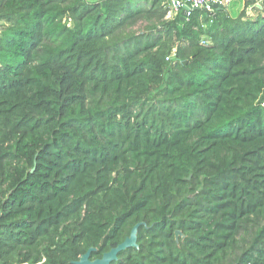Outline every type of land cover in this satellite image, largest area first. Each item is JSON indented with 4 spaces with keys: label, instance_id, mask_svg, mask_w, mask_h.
Listing matches in <instances>:
<instances>
[{
    "label": "trees",
    "instance_id": "trees-1",
    "mask_svg": "<svg viewBox=\"0 0 264 264\" xmlns=\"http://www.w3.org/2000/svg\"><path fill=\"white\" fill-rule=\"evenodd\" d=\"M169 1L0 0V264H264V8Z\"/></svg>",
    "mask_w": 264,
    "mask_h": 264
},
{
    "label": "water",
    "instance_id": "water-1",
    "mask_svg": "<svg viewBox=\"0 0 264 264\" xmlns=\"http://www.w3.org/2000/svg\"><path fill=\"white\" fill-rule=\"evenodd\" d=\"M253 1V0H251ZM211 4V3H210ZM213 7L221 8V5L217 3L211 4ZM189 7V2H185V4L181 5L180 8H177L180 13V18L184 20L186 9ZM141 225H145V222L138 221L135 222L132 227L130 228L129 234L124 237V239L116 244L115 246L111 247L107 251H104L98 257H92V253L97 250L95 246H89L83 253H81L76 260H72V264H111V262L118 259V253L127 249V248H138L137 243V232L138 228ZM180 234L179 231L175 232V237Z\"/></svg>",
    "mask_w": 264,
    "mask_h": 264
},
{
    "label": "built area",
    "instance_id": "built-area-1",
    "mask_svg": "<svg viewBox=\"0 0 264 264\" xmlns=\"http://www.w3.org/2000/svg\"><path fill=\"white\" fill-rule=\"evenodd\" d=\"M169 2H170V6L175 10H177V8H180L181 5L185 4V2H189V7L186 9V12H185V18H187L188 16L191 15L192 11L195 8H201L207 11H212L213 9V6L211 5L212 3H217L223 6L225 5V3L228 2V0H170ZM256 7L259 9H263L264 0H253V2L245 8L246 13H248V15H251V11ZM173 55H174V52L168 55L166 57V60H168Z\"/></svg>",
    "mask_w": 264,
    "mask_h": 264
},
{
    "label": "rangeland",
    "instance_id": "rangeland-1",
    "mask_svg": "<svg viewBox=\"0 0 264 264\" xmlns=\"http://www.w3.org/2000/svg\"><path fill=\"white\" fill-rule=\"evenodd\" d=\"M233 2H235V0H232V2L229 4V6L227 7V10H229L228 12L231 14V13H236V15L244 8V6H243V8H237V9H233L234 7H235V5H233ZM227 3H225V5H226ZM171 7V6H170ZM258 13V11H257V9H253L252 11H251V15L254 17L256 14ZM176 14V10L175 9H173L172 7H171V10H170V12L168 13V15L169 16H173V15H175ZM232 15V14H231ZM235 15V16H236ZM232 16H234V15H232Z\"/></svg>",
    "mask_w": 264,
    "mask_h": 264
},
{
    "label": "crops",
    "instance_id": "crops-1",
    "mask_svg": "<svg viewBox=\"0 0 264 264\" xmlns=\"http://www.w3.org/2000/svg\"><path fill=\"white\" fill-rule=\"evenodd\" d=\"M251 3L253 2V1H251V0H249ZM232 2V0H228V2H227V4L226 5H223L226 9H227V7L229 6V4ZM244 2H245V0H235V2H233V5H235V7L233 8L234 10L235 9H237V8H243V6H244ZM250 3V4H251ZM249 4V5H250ZM257 8V7H256ZM229 11V10H228ZM232 15H236V13H231ZM247 15H248V13H247Z\"/></svg>",
    "mask_w": 264,
    "mask_h": 264
}]
</instances>
